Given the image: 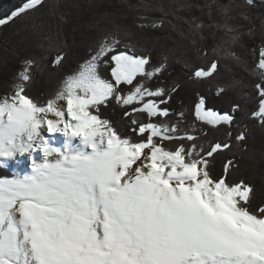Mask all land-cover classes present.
Here are the masks:
<instances>
[{
  "label": "snow or ice",
  "instance_id": "snow-or-ice-1",
  "mask_svg": "<svg viewBox=\"0 0 264 264\" xmlns=\"http://www.w3.org/2000/svg\"><path fill=\"white\" fill-rule=\"evenodd\" d=\"M46 6L48 0H25L0 18V26ZM128 7L159 13L138 16L137 25L169 32L172 46L159 59L146 50L150 37L129 41L132 31L111 22L93 54L44 104L26 91L32 70L41 69L33 58L22 61L13 91L0 97V158L44 156L42 163L33 158L31 175L0 179V264H264V202L255 203L253 183L234 178L253 133L244 118L264 131V11L257 14L264 0H139ZM254 38L258 59L249 65L241 52ZM53 44L58 51L51 67L59 70L66 56L60 43ZM195 61L207 64L188 76L194 85L211 87L233 67L257 78L249 84L232 75L216 84L217 95L237 94L222 113L206 108L199 95V129L170 107L180 80L161 86L176 66L185 75ZM122 85L130 86L126 95ZM251 89L258 105L248 111L243 101ZM110 101L133 106L124 112L130 135L89 110L98 113ZM45 131L80 138L90 151L74 155L51 147ZM210 131L224 137L209 140Z\"/></svg>",
  "mask_w": 264,
  "mask_h": 264
},
{
  "label": "trees",
  "instance_id": "trees-1",
  "mask_svg": "<svg viewBox=\"0 0 264 264\" xmlns=\"http://www.w3.org/2000/svg\"><path fill=\"white\" fill-rule=\"evenodd\" d=\"M25 0H0V18L9 15L20 7ZM139 0H48V6L25 19H18L14 23L0 26V97L10 94L13 91L14 77L21 70L22 61L25 58H33L41 66L40 70L33 69V78L26 89L27 94L36 102L44 104L53 97L61 87V82L66 74H70L82 65L97 47L107 31L112 28V23L128 27L134 34L128 40H138L143 36L151 39L146 43V50L151 52L153 59H159L160 54L172 46V40L168 39L169 32L154 30L146 27L141 30L137 27L142 23L138 16L142 14L159 15V13H142L130 8L128 5H136ZM57 4L53 8L52 5ZM264 10H257V14ZM146 25L147 21H143ZM33 25L37 27L34 29ZM55 40L62 45L66 59L63 68L54 70L51 61L58 49L53 44ZM183 43V42H181ZM249 47L241 52L249 65L258 59V51L253 52L252 47L259 48V39L254 38L248 41ZM123 50V49H120ZM111 53L109 54V56ZM109 57H105L108 59ZM207 61H195L193 66L184 70L181 75L179 66L170 74H166L161 86H170L174 81L180 80L182 87L169 102L174 112L184 111L185 125L196 124L199 129L203 122L197 121L194 117V106L199 95L206 97V108L218 112L229 109L232 100L237 98L236 90H227L226 93L217 95L216 84H227L232 75L242 78L249 84L257 81L242 67H233L232 73L223 72L221 76L212 81V86L204 84H192L188 76L195 70L196 65L204 66ZM103 78L111 79L108 69H101ZM139 79V77H138ZM150 87L156 84L150 82ZM125 89L121 94L126 95L130 86L122 85ZM251 96L243 101L245 108L251 111L258 105V98L254 89L249 90ZM139 106V105H137ZM133 106H121L110 101L108 106H100L99 112L90 108L93 114H98L102 119L114 123L115 127L124 136L130 135V121L124 116V112L131 111ZM138 121L145 120L140 113H133ZM243 123L253 127V133L248 140L247 151L238 158L241 160V169L235 174V179H245L256 186V204L264 202V131L254 126V122L247 119ZM205 130L212 129V126H204ZM198 134V133H197ZM223 132L210 131L209 140L222 139ZM172 147V145H168ZM223 157L218 158L214 171L219 173L222 169ZM14 175L5 167L0 166V179H11Z\"/></svg>",
  "mask_w": 264,
  "mask_h": 264
},
{
  "label": "rangeland",
  "instance_id": "rangeland-1",
  "mask_svg": "<svg viewBox=\"0 0 264 264\" xmlns=\"http://www.w3.org/2000/svg\"><path fill=\"white\" fill-rule=\"evenodd\" d=\"M61 105L66 106V102L60 101ZM90 110V109H89ZM48 134L49 136H56L58 141L48 142L51 147L57 148L61 151L68 152L71 154H79L81 152H88L90 149H87L86 146L82 143L80 138H70L63 133L50 134L46 131L43 133ZM76 140V141H75ZM73 145V146H72ZM75 149V150H74ZM33 158L38 163H42L44 156L42 152H37L34 156H29L25 154L23 156L16 155L15 157L10 158H0V166L7 168L14 177L11 179H23L26 175L32 174V160ZM3 179V180H11Z\"/></svg>",
  "mask_w": 264,
  "mask_h": 264
},
{
  "label": "bare ground",
  "instance_id": "bare-ground-1",
  "mask_svg": "<svg viewBox=\"0 0 264 264\" xmlns=\"http://www.w3.org/2000/svg\"><path fill=\"white\" fill-rule=\"evenodd\" d=\"M65 105V104H64ZM49 118H54L51 115L49 116ZM45 138L48 140V142L50 141H58V138L56 136H49L48 134H44ZM71 138V137H70ZM76 141V140H75ZM73 146V145H72ZM75 150V149H74Z\"/></svg>",
  "mask_w": 264,
  "mask_h": 264
}]
</instances>
